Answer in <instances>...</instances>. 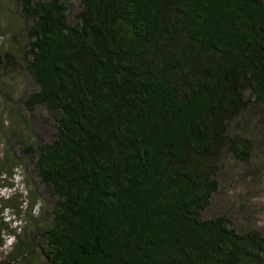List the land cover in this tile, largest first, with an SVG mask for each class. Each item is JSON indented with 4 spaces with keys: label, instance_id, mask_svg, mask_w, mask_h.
Returning a JSON list of instances; mask_svg holds the SVG:
<instances>
[{
    "label": "trees",
    "instance_id": "1",
    "mask_svg": "<svg viewBox=\"0 0 264 264\" xmlns=\"http://www.w3.org/2000/svg\"><path fill=\"white\" fill-rule=\"evenodd\" d=\"M1 16L18 26L0 92L28 83L4 97L0 183L30 168L50 202L31 186L21 234L0 218V264H264L259 230L203 215L239 174L228 160L264 179V0H12Z\"/></svg>",
    "mask_w": 264,
    "mask_h": 264
},
{
    "label": "rangeland",
    "instance_id": "2",
    "mask_svg": "<svg viewBox=\"0 0 264 264\" xmlns=\"http://www.w3.org/2000/svg\"><path fill=\"white\" fill-rule=\"evenodd\" d=\"M68 9L71 13L76 12L78 9V0H64ZM0 4L2 9L6 7V5L11 6L12 0H0ZM2 14H5L2 12ZM15 22L9 18L0 17V48L7 47L10 41V35L13 29L17 27ZM24 75H20V77H14L12 79L7 80L4 83V88L2 92H0V115L5 119L6 113L4 111V97L6 96H14L19 97L24 89L27 87V81L24 80ZM26 85V87H25ZM30 85V84H28ZM9 86V87H8ZM32 87V85H30ZM0 147V157L3 156ZM227 166H232L235 169H238L237 172L239 174L234 177L231 176L228 181H225L218 192L213 198V201L209 208L204 212V217L209 218L219 214H226L228 219L231 221L232 225L236 228L246 230L248 228L259 230L264 236V179L259 180L255 175H251L248 171L245 170L246 175L243 176V167H240L237 164H234L233 161L228 160ZM16 170L15 177L10 179L11 185L6 183H0V200L6 199L11 196L14 192H18L21 195V205L20 211L12 210L11 208H1L3 209L0 212V218H3V221L7 223L9 226L16 230V234L23 233L25 222H27V211H31L34 216H37L40 213V206L42 201L40 199H46L47 202H50V196L44 190L43 186H41L33 173H31V169L27 168L26 170L31 174L30 180H28V184L25 182L27 178V174L24 170ZM24 169V168H23ZM32 183V185H31ZM35 188L37 194L40 196V199L34 198L35 194L32 191ZM242 197V200L246 203L247 212L245 211V216L242 215L236 216L231 215L232 213L226 208L227 203L224 202V199H227L228 202L234 203L235 198ZM30 198L31 203L28 202ZM32 205L31 207L28 205ZM248 214V215H246ZM6 234V233H5ZM6 240V245H10L12 243L11 238H4ZM3 252V251H2ZM0 253V256L2 254Z\"/></svg>",
    "mask_w": 264,
    "mask_h": 264
}]
</instances>
